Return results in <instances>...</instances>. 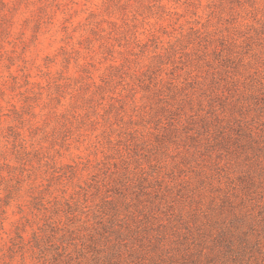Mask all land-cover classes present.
I'll list each match as a JSON object with an SVG mask.
<instances>
[{
	"label": "rangeland",
	"instance_id": "1",
	"mask_svg": "<svg viewBox=\"0 0 264 264\" xmlns=\"http://www.w3.org/2000/svg\"><path fill=\"white\" fill-rule=\"evenodd\" d=\"M0 264H264V0H0Z\"/></svg>",
	"mask_w": 264,
	"mask_h": 264
}]
</instances>
